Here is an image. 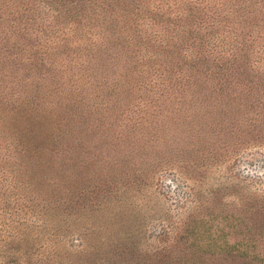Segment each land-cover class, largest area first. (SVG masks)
<instances>
[{"label": "rangeland", "instance_id": "rangeland-1", "mask_svg": "<svg viewBox=\"0 0 264 264\" xmlns=\"http://www.w3.org/2000/svg\"><path fill=\"white\" fill-rule=\"evenodd\" d=\"M239 1L0 0V72L54 74L60 109L45 225L0 233V264H264V0Z\"/></svg>", "mask_w": 264, "mask_h": 264}, {"label": "trees", "instance_id": "trees-1", "mask_svg": "<svg viewBox=\"0 0 264 264\" xmlns=\"http://www.w3.org/2000/svg\"><path fill=\"white\" fill-rule=\"evenodd\" d=\"M252 1L254 2V0H240L239 4H243L236 11L251 13L252 9L245 7H248ZM261 3L254 4V7L262 6ZM259 11L260 8L257 12ZM195 27L193 26V29ZM191 28L186 29V35L182 31L183 27L176 31L175 38L181 43H188L181 45V48H184L182 55L190 59L201 54L205 69L209 68L205 56L215 59L212 63L216 65V60L221 57L220 53H224L227 47H223L214 31H208L204 36H195L191 33ZM241 38H244L243 34ZM164 40L169 43L167 38ZM157 42L163 46L161 39ZM179 48L180 46L177 49L172 47L170 53L174 51L177 54ZM142 55L139 57L142 58ZM233 58L220 61L217 64L218 69H226L234 62ZM52 76L54 74L46 76V73L23 77L8 73L6 76L5 72H0V233L11 234L15 222L21 220L38 225H45L46 222L45 215L37 207L34 198L40 194L43 195L41 197L51 194L48 192L51 188L43 185L47 179L44 176L47 170L41 169L43 168L41 162L56 152L60 109L57 99L50 100L38 90L41 83L45 84L46 79H52ZM248 88L251 89V85ZM49 179L53 180L51 177ZM22 230L20 235L25 232L26 227ZM55 231L56 229H53L49 232L56 234ZM47 249L53 252L55 248Z\"/></svg>", "mask_w": 264, "mask_h": 264}]
</instances>
